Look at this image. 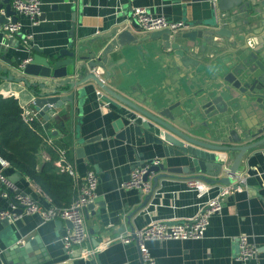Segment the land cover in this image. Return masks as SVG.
Masks as SVG:
<instances>
[{
  "label": "crops",
  "instance_id": "obj_1",
  "mask_svg": "<svg viewBox=\"0 0 264 264\" xmlns=\"http://www.w3.org/2000/svg\"><path fill=\"white\" fill-rule=\"evenodd\" d=\"M139 6L147 7L153 15H164L182 21L209 18L212 14L209 1L42 0V13L35 23L28 16H18L23 22L22 33L32 32L35 37L34 44L43 50L63 48L73 38L76 42L104 47L109 39L106 35L115 28L127 27L138 35L151 33L143 31L137 25L139 22L134 20L133 10ZM4 12L3 10L2 13ZM190 29L187 27L183 31ZM14 36L13 39V36L0 31V47H7L10 41L7 57L16 60V51L12 45L20 41V51L26 59L30 55L29 50L24 48L22 39ZM148 53L149 55L137 52L133 59L123 64V70L130 71L131 85L141 84L162 90L165 78L171 85L180 82L173 79L176 72L170 73V77L163 76L168 62L159 48ZM119 57L124 56L119 54ZM0 62L5 67L8 66L4 61ZM211 69L209 76L216 73L215 67L212 66ZM188 83L187 85H191V82ZM112 85L119 87L117 82H112ZM11 95L19 100L23 108L30 109L32 105L35 107L34 96L23 83L0 80V96ZM95 96L92 91L84 102V109L79 110L77 107L72 110L68 105L64 109H55V113L49 114L48 119L40 114L38 117L42 124H52L50 130L46 129V144L57 151L56 142L59 139L68 149V160L78 176V182L73 180V199L79 195L80 184L85 181L88 171L93 170L98 175L94 208L88 211L85 208L88 238L73 247L72 256L62 240V236L71 226L70 221L61 217L45 220L39 214L25 215L20 220L11 222L0 219V264L15 263L11 252H8L9 248L16 244L26 245L36 239V246L44 259L40 264L63 261L66 264H141L137 242L123 243L117 239L119 235L142 228L153 220L178 222L190 219L224 185L209 183V192L199 197L187 185L188 175L173 174L161 178L158 183L153 181L154 191L148 196V200V194L139 189L123 187V183L129 179L139 162L147 163L153 157L165 161V156L162 152L154 155L145 146H133L118 138L112 127L118 118L112 111L113 104L117 101L107 94L100 99H94ZM79 116L82 117L79 125L81 137L77 136ZM93 137L100 138L88 142ZM82 140L87 142L83 144ZM46 146L38 156L39 168L50 162ZM80 147L84 149L83 152H79ZM143 151L146 153L141 156ZM240 169L239 173L246 180L244 189L230 193L223 210L210 218V225L203 238L147 241L146 245L156 261L155 264H264V145L247 153ZM5 172L12 179L18 171L7 167ZM14 182L36 198L42 206H52L50 196L29 177L21 174ZM0 206H5V202L1 201ZM95 227L97 232L92 234L91 230ZM242 234L248 235L250 242L257 248L255 257L246 262L237 260L240 246L238 237ZM99 237L102 238L101 242H98ZM93 249L97 250L94 255L81 257L82 251ZM29 256L34 257L35 252L29 253Z\"/></svg>",
  "mask_w": 264,
  "mask_h": 264
},
{
  "label": "water",
  "instance_id": "obj_2",
  "mask_svg": "<svg viewBox=\"0 0 264 264\" xmlns=\"http://www.w3.org/2000/svg\"><path fill=\"white\" fill-rule=\"evenodd\" d=\"M194 1L211 2V16L185 21V28L191 29L174 34L166 29L138 35L124 27L107 34L104 47L74 38L59 49L43 50L34 44L32 59L24 64L20 41L12 45L17 59L7 57L9 41L7 47H0V61L8 65L0 62V80L23 83L34 96L35 108L46 119L55 109L68 105L80 110L92 91L94 99L107 94L117 101L112 107L118 115L112 124L116 136L130 145L145 146L154 155L164 154L165 161L158 164L154 163L158 157L147 161L151 163L147 176L155 173V183L181 174L229 185L233 179L224 171L238 173L244 156L264 145V0ZM9 17L19 20L11 0H0V23ZM15 35L25 37L22 32ZM158 48L168 62L163 76L176 72L173 79L180 82L171 85L165 78L162 90L131 85L130 71L125 72L123 64L137 52L149 55L148 51ZM212 66L216 73L209 76ZM83 150L79 148V152ZM20 176L16 172L12 179L17 181ZM94 204L90 202L86 211ZM95 228L92 234L97 232ZM101 240L99 237L98 242ZM36 241L9 248L15 260L10 264L42 263ZM39 248L45 253L42 246ZM33 251L35 256L30 257Z\"/></svg>",
  "mask_w": 264,
  "mask_h": 264
},
{
  "label": "built area",
  "instance_id": "obj_3",
  "mask_svg": "<svg viewBox=\"0 0 264 264\" xmlns=\"http://www.w3.org/2000/svg\"><path fill=\"white\" fill-rule=\"evenodd\" d=\"M12 7L19 15L28 16L32 23L40 16L42 0H12ZM133 15L142 26L145 32H155L161 30H170L172 34L177 33L185 28V21L173 20L164 15H153L147 7H135ZM23 22L20 20L13 21L11 17L5 23H0V31L5 32L8 36H14L22 32ZM34 34L32 32L25 33L22 39L24 48L28 49L30 55L33 52ZM24 59L23 64L32 59L31 56ZM39 111L32 105L30 109L24 108V120L28 123L38 119ZM162 159L157 158L154 163L158 164ZM2 169H0V199L5 202V206H0V219H9L11 221L20 220L25 215L39 214L45 220L61 217L62 219L71 221V226L67 232L62 236L65 248L72 253L73 247L82 244L89 236L88 227L85 216V208L97 196V187L99 183L98 175L95 171H88L85 181L80 184L79 195L67 207L42 206L36 198L22 190L5 172L9 167L7 160L0 156ZM56 168L59 172L68 173L73 180L78 182V176L73 164H71L67 157L65 149H59V157L55 161ZM151 163H144L140 166L134 167L129 179L123 183L126 189H139L143 193H150L153 189V179L155 173H150L148 176ZM227 169V168H226ZM224 175L233 179V183L224 184L218 194L209 197L203 204L198 214L190 219L183 221H163L153 220L150 224L127 231L117 237L123 243L137 242L140 254L141 264H155V259L151 255L146 243L149 240H170L171 239H200L206 234L210 225V218L212 215L223 210L224 204L230 193L236 190L244 189L245 176L238 173L232 174L225 170ZM147 176V177H146ZM187 185L193 191L197 192L199 197L205 196L210 190V184L204 180L191 177L187 179ZM239 251L237 260L246 262L257 254V248L250 242L248 235L242 234L238 237ZM97 250H84L81 257H91ZM73 256V253L71 254ZM66 261L56 264H66Z\"/></svg>",
  "mask_w": 264,
  "mask_h": 264
},
{
  "label": "trees",
  "instance_id": "obj_4",
  "mask_svg": "<svg viewBox=\"0 0 264 264\" xmlns=\"http://www.w3.org/2000/svg\"><path fill=\"white\" fill-rule=\"evenodd\" d=\"M23 116L24 108L15 96H0V156L8 161V168L36 182L50 196L53 206L67 207L76 198L73 199V178L68 173L56 171L54 162L59 157V149L67 152L68 149L59 139L57 151L46 144L44 136L46 129L52 127L50 122L42 124L36 119L28 123ZM45 146L50 162L39 168L38 156Z\"/></svg>",
  "mask_w": 264,
  "mask_h": 264
}]
</instances>
